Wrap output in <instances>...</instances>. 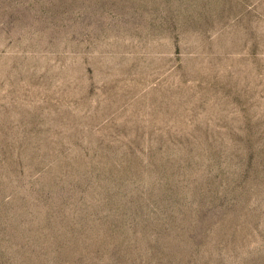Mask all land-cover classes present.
<instances>
[{
    "label": "rangeland",
    "instance_id": "rangeland-1",
    "mask_svg": "<svg viewBox=\"0 0 264 264\" xmlns=\"http://www.w3.org/2000/svg\"><path fill=\"white\" fill-rule=\"evenodd\" d=\"M0 264H264V0H0Z\"/></svg>",
    "mask_w": 264,
    "mask_h": 264
}]
</instances>
